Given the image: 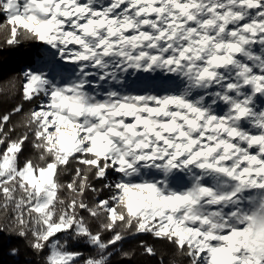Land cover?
Wrapping results in <instances>:
<instances>
[{
    "label": "snow or ice",
    "instance_id": "1",
    "mask_svg": "<svg viewBox=\"0 0 264 264\" xmlns=\"http://www.w3.org/2000/svg\"><path fill=\"white\" fill-rule=\"evenodd\" d=\"M0 18L24 65L0 86V255L19 238L41 264H113L149 235L187 264H264V0H0Z\"/></svg>",
    "mask_w": 264,
    "mask_h": 264
},
{
    "label": "trees",
    "instance_id": "2",
    "mask_svg": "<svg viewBox=\"0 0 264 264\" xmlns=\"http://www.w3.org/2000/svg\"><path fill=\"white\" fill-rule=\"evenodd\" d=\"M2 21V18H0ZM23 63L20 61V56L18 52H11L9 50H3L0 54V86L3 85L11 76L16 75L20 68L23 67ZM131 79V78H130ZM10 108V105L0 107V111H4ZM28 110L26 107L25 111ZM21 117L17 116L14 118V123L18 122ZM31 148L25 150V156L31 153ZM65 181L69 177L64 178ZM105 197L107 193L104 194ZM144 242L152 245L157 251V257L154 261L146 260L140 255L139 245ZM9 247H17L20 249V255L16 258H12L7 255V250ZM124 249L127 251L136 252V256L131 261H122L119 257H116L113 264H159L160 260H163V264H187V261L175 254V249L168 245L166 242L154 240L149 235H138L130 236L126 239ZM83 250V249H81ZM0 264H41L40 259L32 254V252L27 249L26 244L23 240L19 238H13L10 242L5 241V247L3 254L0 255Z\"/></svg>",
    "mask_w": 264,
    "mask_h": 264
}]
</instances>
